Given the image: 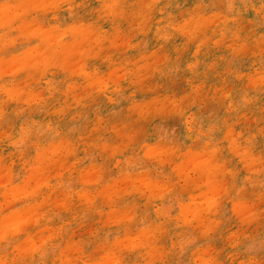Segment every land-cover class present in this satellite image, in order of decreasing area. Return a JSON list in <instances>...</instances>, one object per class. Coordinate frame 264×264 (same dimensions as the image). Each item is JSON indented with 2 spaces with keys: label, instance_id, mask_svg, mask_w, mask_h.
Returning <instances> with one entry per match:
<instances>
[{
  "label": "clouds",
  "instance_id": "9594fccd",
  "mask_svg": "<svg viewBox=\"0 0 264 264\" xmlns=\"http://www.w3.org/2000/svg\"><path fill=\"white\" fill-rule=\"evenodd\" d=\"M0 264H264V0H0Z\"/></svg>",
  "mask_w": 264,
  "mask_h": 264
}]
</instances>
